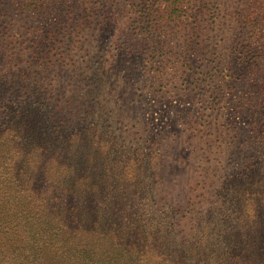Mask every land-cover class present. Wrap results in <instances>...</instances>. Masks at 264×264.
Returning <instances> with one entry per match:
<instances>
[{
    "label": "rangeland",
    "instance_id": "374dc122",
    "mask_svg": "<svg viewBox=\"0 0 264 264\" xmlns=\"http://www.w3.org/2000/svg\"><path fill=\"white\" fill-rule=\"evenodd\" d=\"M150 10L161 21L148 32ZM261 35L264 0H0V97L24 102L29 127L40 117L71 165L19 155L10 169L61 205H104L96 229L121 205H161L146 216L167 240L158 250H224L218 237L240 213L225 207L242 200L223 193L247 185L246 163L264 170ZM136 172L143 184L130 182ZM16 205L0 197V222Z\"/></svg>",
    "mask_w": 264,
    "mask_h": 264
},
{
    "label": "trees",
    "instance_id": "16d2710c",
    "mask_svg": "<svg viewBox=\"0 0 264 264\" xmlns=\"http://www.w3.org/2000/svg\"><path fill=\"white\" fill-rule=\"evenodd\" d=\"M153 15L150 10L143 16L144 28L148 32L160 25L161 16L155 18ZM244 15L248 21L253 19L250 14ZM254 23L258 25L260 21ZM260 59H264V54ZM23 103L19 98L10 101L3 99V95L0 97V152H3L0 153V169L4 167L5 175H9L6 178L0 173V197L6 195L15 198L18 203L14 209H6L7 215L13 218L0 222V264H264V170L257 173L258 170L252 171L246 163L242 180L247 185L235 194L223 193L227 195L222 199L223 203L230 202L236 195L242 200L237 206L225 207L240 213L237 228L228 230L222 239L221 235L218 237L217 244L221 243L224 250H216L215 245L208 249L205 246L194 250H158L159 246L167 245V240L150 231L146 216L151 215L153 210L164 211L166 208L161 205L132 207L131 215L126 212L128 206L121 205L119 210L122 213H115L113 220L110 217L107 229H96V218L104 205L71 202L61 205L63 195L57 190L33 189L35 179L33 176L30 178L29 173H22L24 181L18 182L17 174L10 166H15L19 155H24L23 163L54 160L57 167H62L64 171L71 166L69 160L62 158L65 149L58 145L60 140L57 141L54 135L47 137L46 129L38 125L40 117L34 119L36 125L33 127L23 122L20 109ZM260 128L264 132L263 121ZM263 149L259 147L257 150L260 152ZM255 163H252V168ZM134 165L138 166V162ZM72 167L77 169V166ZM76 175L83 178V175ZM137 177V172L132 174L130 182L143 184L144 178ZM91 185L97 186L94 183ZM77 191L71 192L80 197L85 189ZM89 192L94 190L89 189ZM120 192L116 191L122 195ZM9 210L12 212L9 213ZM48 252L53 254L50 258Z\"/></svg>",
    "mask_w": 264,
    "mask_h": 264
}]
</instances>
